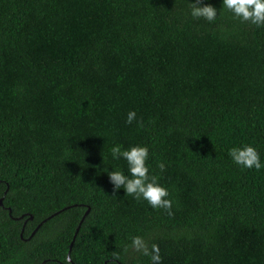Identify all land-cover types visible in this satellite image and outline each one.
<instances>
[{"label": "trees", "instance_id": "trees-1", "mask_svg": "<svg viewBox=\"0 0 264 264\" xmlns=\"http://www.w3.org/2000/svg\"><path fill=\"white\" fill-rule=\"evenodd\" d=\"M195 2L0 0V264H151L137 235L162 264H264V167L229 156L264 164V27ZM117 144L149 148L173 215L113 191Z\"/></svg>", "mask_w": 264, "mask_h": 264}, {"label": "clouds", "instance_id": "clouds-1", "mask_svg": "<svg viewBox=\"0 0 264 264\" xmlns=\"http://www.w3.org/2000/svg\"><path fill=\"white\" fill-rule=\"evenodd\" d=\"M191 16L195 19H204L213 22L217 18L218 10L211 4H203L202 0H196L190 4ZM223 9H227L233 16L241 22H249L258 27H264V0H223ZM220 10L219 12H221ZM136 112L130 111L127 114L126 123L132 124L136 120ZM143 126V121L138 122ZM113 160L124 159L128 165V173L116 169L108 172L109 180L113 184V191L124 189L127 196H133L136 200H145L152 208L165 209L169 215H173L171 209L173 202L168 199L170 193L168 189L159 183V178L150 175L148 165L149 148L147 146H132L128 149H122L117 144L111 149ZM229 156L233 162L248 169L260 170L264 167L258 150L252 145H243L232 147L229 150ZM161 171L165 170V164L158 165ZM131 244L126 245L124 253L131 248L135 252L142 253L151 258V264H162L161 250L158 244H152L149 248L147 241L142 236L130 237ZM122 257L118 252L112 253L111 264H117ZM63 264H72V256L66 255Z\"/></svg>", "mask_w": 264, "mask_h": 264}, {"label": "water", "instance_id": "water-1", "mask_svg": "<svg viewBox=\"0 0 264 264\" xmlns=\"http://www.w3.org/2000/svg\"><path fill=\"white\" fill-rule=\"evenodd\" d=\"M0 203H1V200H0ZM86 213H87V211L84 213L82 219L84 218V216H85ZM82 219H81V220H82ZM80 222H81V221H80ZM79 224H80V223H79ZM78 228H79V225H78L77 228H76V231H75V233H74V235H73V239H74V237H75V234H76ZM72 241H73V240H72ZM72 241H71V243H70V248H71ZM68 255H69V251H68Z\"/></svg>", "mask_w": 264, "mask_h": 264}]
</instances>
